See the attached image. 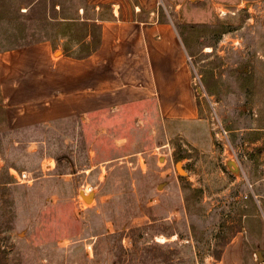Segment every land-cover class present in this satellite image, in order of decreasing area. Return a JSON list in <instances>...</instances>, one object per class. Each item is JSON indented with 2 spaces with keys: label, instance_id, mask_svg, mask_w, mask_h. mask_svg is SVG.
<instances>
[{
  "label": "rangeland",
  "instance_id": "rangeland-1",
  "mask_svg": "<svg viewBox=\"0 0 264 264\" xmlns=\"http://www.w3.org/2000/svg\"><path fill=\"white\" fill-rule=\"evenodd\" d=\"M95 3L0 0V55L43 42L83 54L100 29ZM162 14L187 45L202 108L179 135L132 121L108 150L106 119L90 135L76 121L14 128L0 87V264H213L262 217L264 0H192ZM23 37L38 41L16 46ZM25 171L35 181L15 184Z\"/></svg>",
  "mask_w": 264,
  "mask_h": 264
},
{
  "label": "crops",
  "instance_id": "crops-1",
  "mask_svg": "<svg viewBox=\"0 0 264 264\" xmlns=\"http://www.w3.org/2000/svg\"><path fill=\"white\" fill-rule=\"evenodd\" d=\"M190 1L95 0L99 44L90 53L74 55L43 42L0 55L8 123L32 128L76 121L90 135L96 130L91 121L106 119L108 150L118 135L121 148L128 135L121 128L132 121L163 123L174 135L181 133L178 126L198 125L202 108L187 45L162 14ZM250 218L213 264H264V213Z\"/></svg>",
  "mask_w": 264,
  "mask_h": 264
},
{
  "label": "built area",
  "instance_id": "built-area-1",
  "mask_svg": "<svg viewBox=\"0 0 264 264\" xmlns=\"http://www.w3.org/2000/svg\"><path fill=\"white\" fill-rule=\"evenodd\" d=\"M190 61H191V58H190ZM195 84H197L196 80H195ZM215 135H216L218 142L220 143H224L225 141L229 140V132L223 127L221 123H218L215 126ZM33 180H34V177L31 175V173L25 171L21 174V177L19 178L18 182L20 184H30Z\"/></svg>",
  "mask_w": 264,
  "mask_h": 264
},
{
  "label": "trees",
  "instance_id": "trees-1",
  "mask_svg": "<svg viewBox=\"0 0 264 264\" xmlns=\"http://www.w3.org/2000/svg\"><path fill=\"white\" fill-rule=\"evenodd\" d=\"M18 9L19 8H17V10ZM24 31H26V28L25 27L21 28L20 32H24ZM96 32L97 31L95 30L94 33H93L94 34V38H93L94 39V43H86L85 39L82 40V45H84V50L83 51L86 52V54L90 53L93 49H96L98 44H99V40H98V38L96 36ZM19 40L20 41L21 40H25V42L24 43H18ZM36 41H38V40H35L34 38L32 40L28 41L25 37H23L22 39H18L16 46H18V47L27 46V45H30L32 43H35Z\"/></svg>",
  "mask_w": 264,
  "mask_h": 264
},
{
  "label": "water",
  "instance_id": "water-1",
  "mask_svg": "<svg viewBox=\"0 0 264 264\" xmlns=\"http://www.w3.org/2000/svg\"><path fill=\"white\" fill-rule=\"evenodd\" d=\"M231 165L234 166L236 170H238V165L235 162L231 163ZM81 194L86 199V201H88V202L93 201V197H94L93 193L86 195V193L83 191V192H81ZM258 256H259V259L263 261V257L261 255V253H258Z\"/></svg>",
  "mask_w": 264,
  "mask_h": 264
}]
</instances>
